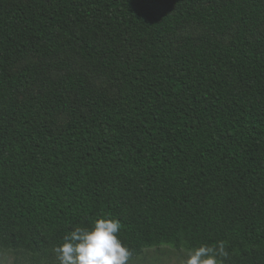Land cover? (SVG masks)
<instances>
[{"label": "trees", "instance_id": "trees-1", "mask_svg": "<svg viewBox=\"0 0 264 264\" xmlns=\"http://www.w3.org/2000/svg\"><path fill=\"white\" fill-rule=\"evenodd\" d=\"M98 219L264 264V0H0V250Z\"/></svg>", "mask_w": 264, "mask_h": 264}, {"label": "clouds", "instance_id": "clouds-1", "mask_svg": "<svg viewBox=\"0 0 264 264\" xmlns=\"http://www.w3.org/2000/svg\"><path fill=\"white\" fill-rule=\"evenodd\" d=\"M120 227L119 220L98 219L91 229L75 228L55 249L60 264H127L131 253L116 235ZM226 256L222 242L201 245L189 252L186 264H218Z\"/></svg>", "mask_w": 264, "mask_h": 264}, {"label": "rangeland", "instance_id": "rangeland-1", "mask_svg": "<svg viewBox=\"0 0 264 264\" xmlns=\"http://www.w3.org/2000/svg\"><path fill=\"white\" fill-rule=\"evenodd\" d=\"M197 29L191 28L187 33H196ZM64 58V57H63ZM36 58H27L22 62V66L35 62ZM75 60V59H74ZM76 62V61H75ZM21 66V67H22ZM97 84H102L100 79H96ZM189 251L185 250H149L144 251L141 257L127 261V264H186ZM14 259L11 255L0 250V264H13Z\"/></svg>", "mask_w": 264, "mask_h": 264}]
</instances>
